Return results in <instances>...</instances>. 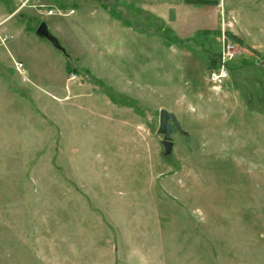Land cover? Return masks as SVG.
Wrapping results in <instances>:
<instances>
[{
    "label": "rangeland",
    "instance_id": "rangeland-1",
    "mask_svg": "<svg viewBox=\"0 0 264 264\" xmlns=\"http://www.w3.org/2000/svg\"><path fill=\"white\" fill-rule=\"evenodd\" d=\"M0 264H264V0H0Z\"/></svg>",
    "mask_w": 264,
    "mask_h": 264
},
{
    "label": "water",
    "instance_id": "water-1",
    "mask_svg": "<svg viewBox=\"0 0 264 264\" xmlns=\"http://www.w3.org/2000/svg\"><path fill=\"white\" fill-rule=\"evenodd\" d=\"M97 1H101V0H97ZM35 35L38 38L49 42L55 50L61 52L62 54H66L64 48L59 43L58 39L49 32L48 27L44 22L39 24V26L35 30ZM174 130H176L177 132H179L184 136L187 135V132L181 129L176 116L165 109H161L159 111V126L157 129V133L162 136L161 146H162V154L164 156L172 155V149H173L172 136Z\"/></svg>",
    "mask_w": 264,
    "mask_h": 264
},
{
    "label": "built area",
    "instance_id": "built-area-1",
    "mask_svg": "<svg viewBox=\"0 0 264 264\" xmlns=\"http://www.w3.org/2000/svg\"><path fill=\"white\" fill-rule=\"evenodd\" d=\"M53 11H49V14H52ZM226 49L223 50L220 53V67L218 71H214L211 73V80L213 83L217 84V85H221L222 82L227 78V67H226V61L232 59L233 55H232V46L229 44H226ZM15 69L18 72V74L23 78V80H26L25 76H26V71L25 68L23 66L22 63L20 62H15Z\"/></svg>",
    "mask_w": 264,
    "mask_h": 264
},
{
    "label": "trees",
    "instance_id": "trees-1",
    "mask_svg": "<svg viewBox=\"0 0 264 264\" xmlns=\"http://www.w3.org/2000/svg\"><path fill=\"white\" fill-rule=\"evenodd\" d=\"M113 11L114 10H112V12H110L111 16H113L115 19H118L119 21H121V23L125 26L126 22H123L120 16H117V15L113 14ZM126 26H129V24L127 23ZM201 34L205 38L209 34H213V32H211L209 30H206V31H203ZM209 47L211 48V46H209ZM207 53L210 54L208 59H207L208 60V68L214 69V68L218 67L220 65V51L212 53V51L207 50ZM63 56L66 59H68V54L67 53L63 54ZM228 63L226 65H228ZM67 64H68V60H67Z\"/></svg>",
    "mask_w": 264,
    "mask_h": 264
},
{
    "label": "crops",
    "instance_id": "crops-1",
    "mask_svg": "<svg viewBox=\"0 0 264 264\" xmlns=\"http://www.w3.org/2000/svg\"><path fill=\"white\" fill-rule=\"evenodd\" d=\"M53 14V13H52ZM108 15H110V14H108ZM24 61H25V59H24Z\"/></svg>",
    "mask_w": 264,
    "mask_h": 264
}]
</instances>
